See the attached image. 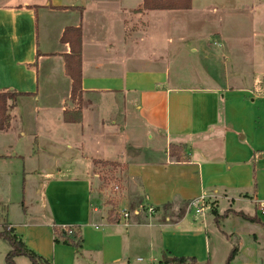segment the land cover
<instances>
[{
	"label": "crops",
	"instance_id": "0c3cea01",
	"mask_svg": "<svg viewBox=\"0 0 264 264\" xmlns=\"http://www.w3.org/2000/svg\"><path fill=\"white\" fill-rule=\"evenodd\" d=\"M212 1L146 11L144 0H0V93L19 94L0 135L21 140L0 141V233L10 225L50 264H156L163 255L225 264L234 246L232 264H264V60L247 68L222 29L231 15L264 23V0ZM68 28L82 31L81 113L66 75ZM66 111L78 120L66 122ZM105 164L139 184L143 204L128 221L110 219L100 197ZM203 202L230 215L218 223L197 213ZM212 225L225 239L220 258ZM63 227L82 249L54 242ZM10 250L0 239V264Z\"/></svg>",
	"mask_w": 264,
	"mask_h": 264
},
{
	"label": "trees",
	"instance_id": "16d2710c",
	"mask_svg": "<svg viewBox=\"0 0 264 264\" xmlns=\"http://www.w3.org/2000/svg\"><path fill=\"white\" fill-rule=\"evenodd\" d=\"M144 10L146 11H167V10H190L192 8V0H144L143 5ZM63 43H68L70 45L71 52L65 56V67L66 75L72 80V92L71 98L75 99L80 97L82 94V31L80 28H68L65 30L63 37L61 39ZM19 94L13 92H3L0 93V131H4L8 128L7 116L8 109L14 106V103L17 100ZM69 112L64 113V120L66 122H76L78 119L70 118ZM143 204V198H139L135 202H132L129 205V210L131 212L139 209ZM173 204H166L163 206L165 211L164 221L166 222V217H171L168 213ZM189 203H185L183 208H181L177 214V218L181 219L188 208ZM215 216L216 221L219 223L220 218H225L230 215V212L227 211L223 216L218 215L217 211L212 212ZM234 216H240L250 222H259L258 219L245 216L243 213L232 212ZM56 244H65L71 245L77 250L82 249V238L78 233L72 235L66 234L60 228H54ZM0 239H2L11 250L8 252L5 258V264H15L16 257H26L32 264H50L45 258L37 254L35 251L28 248L25 243L20 239L15 230L6 225L3 231L0 233ZM237 247H233L231 250L226 263L232 264L233 260L237 255ZM161 264H200L196 258H185V257H174L169 258L166 255H163ZM208 264V263H205Z\"/></svg>",
	"mask_w": 264,
	"mask_h": 264
},
{
	"label": "rangeland",
	"instance_id": "374dc122",
	"mask_svg": "<svg viewBox=\"0 0 264 264\" xmlns=\"http://www.w3.org/2000/svg\"><path fill=\"white\" fill-rule=\"evenodd\" d=\"M216 0L212 1L215 2ZM230 2V0H223L222 2ZM264 15V14H263ZM243 16V15H242ZM262 16V15H261ZM185 19V18H184ZM185 21H187L185 19ZM189 21V19H188ZM216 25V24H215ZM217 26V25H216ZM224 31L227 33L228 39L230 41V45L232 48H239L242 52H245V56L247 59V62L244 63L247 68L251 69L254 67V65H258L260 60H264V23L262 22H254L250 20L249 17H240V16H230L227 18L226 22L223 24ZM210 30V29H209ZM209 30H206L205 32H209ZM256 33H259L260 35H256ZM239 43V44H235ZM255 45H259L258 52L260 55H255L252 58V51L255 48ZM263 53V55H261ZM256 59V60H255ZM203 72V71H200ZM82 98V94L80 97H77L73 99L74 101V108L72 109L75 111L74 113H81V109H79L78 102L75 100H80ZM9 112V109H8ZM7 123L9 126V123H12V117L10 114L7 116ZM14 126L17 128L18 124L17 121H14ZM0 141H3L4 145L8 147H15L20 143L12 134L9 135H0ZM19 145V146H20ZM5 153H9V150H5ZM12 155V152L10 153ZM110 165H104L98 171L99 177L98 179L101 180V191L99 194L101 195V199L103 203L111 205V210L109 211V218L112 219L116 216L120 217L123 210H128L129 205L132 202H135L140 197V187L137 181L126 179V175L124 172H122L120 169H118L114 164ZM15 170L18 168V170L22 169V166L18 163L17 168L14 167ZM13 168V169H14ZM15 186L13 185V191L12 196L14 197ZM206 209L208 210L207 214L209 216L213 215V211L215 207L210 204L211 206H208L207 204ZM125 206V207H124ZM130 216L133 214L130 210H128ZM117 217V218H118ZM148 217V214L145 216V218ZM6 226V225H5ZM4 226V227H5ZM4 229V228H3ZM227 229V227H225ZM208 234L210 237V244H211V253L212 256L216 258H220L222 255V250L225 248L224 243L225 239L221 236H219L218 231L216 228L212 225L208 228ZM220 256V257H219ZM134 264H146V261L139 262ZM161 264V263H156Z\"/></svg>",
	"mask_w": 264,
	"mask_h": 264
},
{
	"label": "built area",
	"instance_id": "2783aa9c",
	"mask_svg": "<svg viewBox=\"0 0 264 264\" xmlns=\"http://www.w3.org/2000/svg\"><path fill=\"white\" fill-rule=\"evenodd\" d=\"M196 207H197L196 208L197 213H203L204 210L206 209L207 205H205L203 202L199 207L198 206H196ZM259 211L262 215H264V202L261 203ZM153 212H154V210L152 208H150L149 213H153ZM121 214H122V219H124L125 221H128V219L130 217L128 210L127 209L123 210ZM62 230L68 235H72V234L76 233V230L72 227H63Z\"/></svg>",
	"mask_w": 264,
	"mask_h": 264
}]
</instances>
